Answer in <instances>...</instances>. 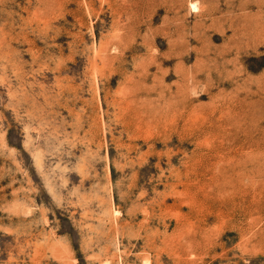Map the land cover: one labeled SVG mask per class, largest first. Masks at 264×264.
<instances>
[{"label":"rangeland","instance_id":"1","mask_svg":"<svg viewBox=\"0 0 264 264\" xmlns=\"http://www.w3.org/2000/svg\"><path fill=\"white\" fill-rule=\"evenodd\" d=\"M0 264H264V0H0Z\"/></svg>","mask_w":264,"mask_h":264}]
</instances>
